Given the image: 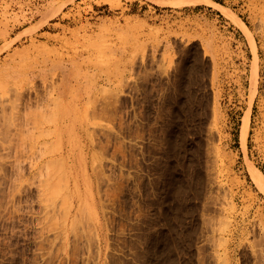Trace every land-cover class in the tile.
<instances>
[{
	"label": "rangeland",
	"instance_id": "rangeland-1",
	"mask_svg": "<svg viewBox=\"0 0 264 264\" xmlns=\"http://www.w3.org/2000/svg\"><path fill=\"white\" fill-rule=\"evenodd\" d=\"M257 171L264 0H0V264H264Z\"/></svg>",
	"mask_w": 264,
	"mask_h": 264
},
{
	"label": "bare ground",
	"instance_id": "bare-ground-1",
	"mask_svg": "<svg viewBox=\"0 0 264 264\" xmlns=\"http://www.w3.org/2000/svg\"><path fill=\"white\" fill-rule=\"evenodd\" d=\"M169 2H171V1H169ZM242 27H243L244 30H246V27L244 25ZM247 125H249V120L247 122ZM244 148H245V152L247 153L246 139H245V146H244ZM255 176H256L255 177V180H256L257 184H260L259 177H260V180H262L264 182V175H262L260 172L257 171V174H255Z\"/></svg>",
	"mask_w": 264,
	"mask_h": 264
}]
</instances>
